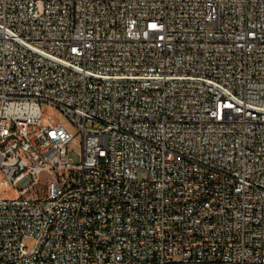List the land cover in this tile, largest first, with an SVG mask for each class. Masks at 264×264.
<instances>
[{
    "label": "built area",
    "instance_id": "1",
    "mask_svg": "<svg viewBox=\"0 0 264 264\" xmlns=\"http://www.w3.org/2000/svg\"><path fill=\"white\" fill-rule=\"evenodd\" d=\"M0 172V264H264V0H0Z\"/></svg>",
    "mask_w": 264,
    "mask_h": 264
},
{
    "label": "rangeland",
    "instance_id": "2",
    "mask_svg": "<svg viewBox=\"0 0 264 264\" xmlns=\"http://www.w3.org/2000/svg\"><path fill=\"white\" fill-rule=\"evenodd\" d=\"M61 123L72 137V142L68 147L69 159L74 164L80 163L81 160V141L80 131L72 125L58 110L52 107L44 109L42 123L44 126L49 124V120ZM16 197L15 190L5 182L3 174L0 172V199H12Z\"/></svg>",
    "mask_w": 264,
    "mask_h": 264
}]
</instances>
